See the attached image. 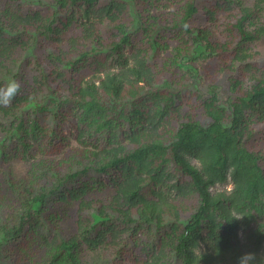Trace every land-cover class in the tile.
Instances as JSON below:
<instances>
[{
    "label": "trees",
    "instance_id": "trees-1",
    "mask_svg": "<svg viewBox=\"0 0 264 264\" xmlns=\"http://www.w3.org/2000/svg\"><path fill=\"white\" fill-rule=\"evenodd\" d=\"M263 40L264 0H0V264L264 256Z\"/></svg>",
    "mask_w": 264,
    "mask_h": 264
},
{
    "label": "clouds",
    "instance_id": "clouds-1",
    "mask_svg": "<svg viewBox=\"0 0 264 264\" xmlns=\"http://www.w3.org/2000/svg\"><path fill=\"white\" fill-rule=\"evenodd\" d=\"M20 90V84L15 79H9L5 85L0 86V106H8ZM242 216L233 218L240 219ZM236 264H264V256L257 257L256 254L246 252L238 257Z\"/></svg>",
    "mask_w": 264,
    "mask_h": 264
},
{
    "label": "rangeland",
    "instance_id": "rangeland-1",
    "mask_svg": "<svg viewBox=\"0 0 264 264\" xmlns=\"http://www.w3.org/2000/svg\"><path fill=\"white\" fill-rule=\"evenodd\" d=\"M262 54H264V40L259 45ZM13 171L16 177L21 176L25 172L26 162L16 160L12 162ZM81 260L83 264H104L103 258H101L100 250L84 249L81 251Z\"/></svg>",
    "mask_w": 264,
    "mask_h": 264
}]
</instances>
